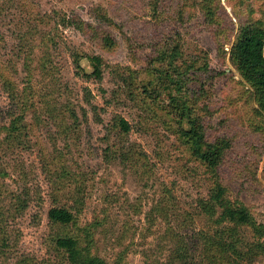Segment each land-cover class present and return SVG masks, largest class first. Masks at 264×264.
Instances as JSON below:
<instances>
[{"label":"rangeland","instance_id":"rangeland-1","mask_svg":"<svg viewBox=\"0 0 264 264\" xmlns=\"http://www.w3.org/2000/svg\"><path fill=\"white\" fill-rule=\"evenodd\" d=\"M200 3L0 0V73L7 72L30 106L23 143L10 145L3 142L5 133L0 137V264H68L55 243L60 232L83 244L89 234L92 253L108 264H211L200 248L187 262L175 257L178 233H213L214 223L198 205L208 196L209 175L180 142L175 121L129 96L130 74L138 72V81H147L156 48L175 33L188 63L207 62L211 72H221L210 84L198 73L209 93L195 101V113L204 118L209 136L233 138L220 169L222 182L229 197L264 225V119L256 114L250 86L229 55L220 56L215 41L231 38L233 43L240 15L254 10L264 20V8L255 0L237 5L221 0L219 28L207 20ZM57 12L111 35L115 47H104L74 26L65 28ZM230 49L227 44L225 51ZM73 51L102 57L103 79L78 75ZM82 65L92 72L86 59ZM202 88L196 86L197 92ZM86 92L93 106L86 103ZM173 96L171 90L161 91L158 101L166 106ZM12 107L0 77V111L12 112ZM68 109L78 113V123L70 120ZM116 116L132 126L124 147L142 152L144 163L120 156L122 143L112 129ZM8 125L10 117L0 122ZM20 202L26 204L23 209ZM54 207L69 209L75 225L65 231L53 226L48 214ZM239 264H264V255Z\"/></svg>","mask_w":264,"mask_h":264},{"label":"trees","instance_id":"trees-1","mask_svg":"<svg viewBox=\"0 0 264 264\" xmlns=\"http://www.w3.org/2000/svg\"><path fill=\"white\" fill-rule=\"evenodd\" d=\"M152 1L155 5L158 4V0ZM225 1L237 5L244 0ZM255 1L264 8V0ZM200 6L210 23L219 28L223 26L218 14L221 8V0H201ZM246 14L239 17L240 26L233 43H231V38L221 40L219 37V40L215 39V41L220 56L226 58L229 55L231 66L241 79L250 86L252 92L249 93L257 104L256 114L264 119V20L263 18H256L254 10H250ZM56 15L60 24L65 28L74 26L86 36L95 37L104 47L108 49L115 47L116 43L111 35L100 34L98 29L85 24L78 17L68 18L66 14L58 12ZM107 21L110 22V19ZM49 41L52 42V40ZM227 44H231L229 53L225 51ZM71 55L78 75L88 80L101 81L103 79L104 62L102 57L88 56L76 51H73ZM84 59L89 62L92 68L91 73H88L82 65ZM2 71L0 77L3 87L8 93L13 107L12 112L3 114L0 111V122L10 117V125L0 126V137L5 133L6 137L3 142L10 145L18 142L21 145L26 136L24 114L30 106L25 93L21 94L14 80L6 74L5 70ZM199 72L207 76V83L209 84L221 74V72H211L207 62H203V66H197L195 62L188 63L185 59L181 36L179 33H175L156 48L154 56L149 61V67L146 69V73L150 77L147 81L139 82L138 76H134L138 72L130 74L132 81L128 83L130 87L129 96H132L135 102L141 103L147 110H153V106H156L160 112L165 113L171 120L175 121V134L179 137L180 142L209 175L211 187L208 196L199 200L198 205L200 214L214 223L213 233L209 231L195 232V229L192 232L195 236L191 237L188 236V233L192 229L186 231L187 235L178 233L176 237V259L187 262L194 248H200L208 255L207 258L211 264L252 262L256 257L264 255V225L257 222L251 211L243 203L233 201L229 197L228 189L222 182L220 169L227 153L233 146V138L226 134L215 137L209 136L204 118L195 113L196 102L201 99L202 95L209 93L202 77H198ZM196 86H202L204 92H197ZM166 90L173 91L174 96L171 102L164 106L158 101V93ZM91 98V93L86 92L85 100L88 105H92ZM67 111L70 120L74 124L78 123V113L73 109ZM112 129L122 143L119 148L120 156L126 161L136 157L144 163L145 159L142 157V152L130 146L124 147L125 144L129 143L128 137L132 131L131 124L125 118L116 116ZM67 175L68 171L63 169L61 176L66 178ZM25 205L21 203L20 207L23 209ZM48 217L53 226L64 231L76 223V216L65 207L52 208ZM188 220L194 225V220L191 217ZM246 232L252 235L253 240L246 236ZM86 239L87 241L83 244L76 237L60 232L55 243L57 248L66 254L68 264H108L92 253V240L89 234H87Z\"/></svg>","mask_w":264,"mask_h":264}]
</instances>
